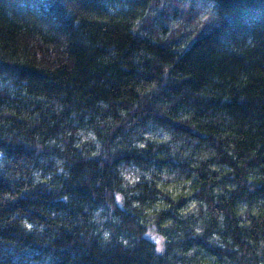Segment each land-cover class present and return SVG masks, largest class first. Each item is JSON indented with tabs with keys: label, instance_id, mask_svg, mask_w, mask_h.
<instances>
[{
	"label": "trees",
	"instance_id": "1",
	"mask_svg": "<svg viewBox=\"0 0 264 264\" xmlns=\"http://www.w3.org/2000/svg\"><path fill=\"white\" fill-rule=\"evenodd\" d=\"M0 264H264V0H0Z\"/></svg>",
	"mask_w": 264,
	"mask_h": 264
},
{
	"label": "rangeland",
	"instance_id": "2",
	"mask_svg": "<svg viewBox=\"0 0 264 264\" xmlns=\"http://www.w3.org/2000/svg\"><path fill=\"white\" fill-rule=\"evenodd\" d=\"M148 236L155 243L157 252H159V253L162 252V244H161L162 240H161V238L158 236H154L152 233H149Z\"/></svg>",
	"mask_w": 264,
	"mask_h": 264
}]
</instances>
